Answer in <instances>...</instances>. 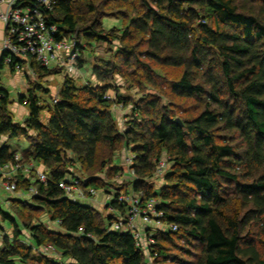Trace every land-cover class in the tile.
Here are the masks:
<instances>
[{"label":"trees","instance_id":"16d2710c","mask_svg":"<svg viewBox=\"0 0 264 264\" xmlns=\"http://www.w3.org/2000/svg\"><path fill=\"white\" fill-rule=\"evenodd\" d=\"M19 4L28 6L26 0ZM45 13L59 29L58 39L75 35L90 46L117 42L112 57L119 61L93 66L100 84L66 81L51 105L42 106L35 93L42 88L35 85L20 96L30 110L23 125L13 122L8 92L0 90V171L16 164L19 152L10 142L31 137L14 177L18 189L35 186L37 194L31 204L15 201L45 211L62 229L31 226L34 218L24 215L26 242L17 219L0 208L15 227L12 238L4 237L0 264H149L130 231L111 229L119 219L126 222L130 211L122 195L112 197L108 190L110 181L123 177L126 197L139 196L141 209L154 201L164 225L177 228L147 231L155 264H264V0H59ZM105 17L123 21V27L106 30ZM5 59L3 54L0 75ZM35 63L41 77L56 73L31 59L36 76ZM8 66L15 71L14 63ZM155 66L183 70L168 83L170 92L199 102L198 115L179 117L148 94L141 104L107 95L115 76L131 78L128 70L134 68L142 71V81L131 78L138 86L156 85ZM113 103H133L124 130L111 112ZM124 150L133 158L128 174L115 165ZM165 159L168 169L156 191L158 163ZM28 164L44 167L45 183L24 175ZM70 176L86 200L105 191L109 214L68 198L60 183ZM46 246L58 257L33 256Z\"/></svg>","mask_w":264,"mask_h":264},{"label":"rangeland","instance_id":"374dc122","mask_svg":"<svg viewBox=\"0 0 264 264\" xmlns=\"http://www.w3.org/2000/svg\"><path fill=\"white\" fill-rule=\"evenodd\" d=\"M115 15V14H114ZM103 27L106 30H112L114 28H122L123 27V21H120L116 18L112 17H105L103 19ZM80 47L78 48L77 52L74 54H69L66 51H63L61 53L62 57H64L66 60L62 64H56L51 68L52 71H56V73H52L51 75H48L46 77H41V70L38 65L35 63V68L36 71L39 73L37 76L33 75L29 66H30V61L24 63L22 70L17 71V73H21L23 76L26 74L27 78L30 81V89L34 88L35 85H41L42 89L35 88V93L39 97L42 106H47L51 105L54 102L55 96L59 95V92L63 85L65 84L66 81L70 80L72 81L77 87H83L87 85L88 83H93V84H100L96 80V77L93 76L92 74V68L93 66L103 62L104 60L108 61H119V59H114L112 57V54L115 53V50H117V47L119 44L115 42L113 45L111 44H106L102 42L94 43L93 46H90L88 42L85 39H82L81 37H78L76 39ZM69 44H72L73 41L71 39V36L68 37ZM77 53V54H76ZM73 55V56H72ZM68 56V57H67ZM80 60L82 63L80 64ZM81 66V67H80ZM8 69L9 66L6 65V70L9 71ZM155 71L156 73L159 74V78L157 77V84H151V83H144L142 86H138V82H133L131 78H136V81H142L140 79V76L142 75V71L139 69H130L128 70V74L131 76V78L124 79L121 76L117 75L115 78L112 80V85L113 88H111L108 92L107 95L110 97V99L114 100L117 98L118 94L121 95L122 98H130L132 101H134L137 104H141V99H143L144 95L148 94L149 96H156L159 97L160 100V105L169 109L170 112L174 113L175 115L181 117L182 113L185 112V114L189 115V117L196 116L200 113L201 111V104L195 100H186L182 98H177L170 92V87L171 85L168 83H172L173 81H177L181 78L183 74V70L181 68H172V67H161V66H155ZM126 72V69H125ZM131 74H134L132 76ZM5 75V73H4ZM137 75V76H136ZM5 80V77H4ZM6 82V81H4ZM12 94L11 98L14 99V101H19V94L12 88ZM22 95V94H20ZM23 95H28L26 92ZM133 103L129 104V107H124L123 105H119L118 103H113L111 105V112L113 113V116L116 117V121L118 123L119 129H123L125 127V120L128 118L127 116L131 114L132 111V105ZM45 116L42 117V119L46 122L49 119V112L46 110L43 112ZM25 119L20 120L19 123L21 125L24 124ZM32 138L29 137L25 140L21 141H12L13 145L15 146L18 145L22 149H26L32 144ZM27 144V145H26ZM18 155L20 157V161L23 162L25 159H23L22 152L18 151ZM126 152L128 151H122L118 155L120 157H117L115 160L116 165H121L122 164V159L126 158L124 160V167L125 171L124 173L128 174L129 169H128V158H132V155H126ZM130 153V152H129ZM125 156V157H124ZM23 159V160H22ZM166 160V159H165ZM27 168L30 167V169L33 168L34 164H28L26 165ZM43 172V170H40ZM9 172V173H8ZM167 172V169L164 170V174L162 176H155V188L156 191L158 188L161 187L163 184L164 176L165 173ZM32 172H24V175L31 176ZM7 174H10L7 175ZM12 172L10 169H6L5 171H0V179H2L1 185H0V208H2L4 211L7 213H11L12 216H14L17 219V222L19 223L20 227L22 228V240L28 242L30 239L29 234L27 233V228L25 227L24 223H29V220L26 218L24 219V215L27 216H32L34 218V222L31 223L30 225L34 224H44L47 228L51 229L50 226L47 224L51 225L53 224L51 222L50 216L48 213H46L43 210H31L28 208V206H25L24 204H19L15 200H22V201H28L30 204L32 203V196L37 194V188L35 186L30 187L29 191H25L19 187L14 193H11L7 191L4 187V184H6V181L11 179V181H14L17 183L16 177L13 176ZM30 177H28L29 179ZM31 179V178H30ZM33 181H35L34 178H32ZM84 178H81V187L83 189L88 190L84 186ZM127 181L125 177L123 178H118L115 181H110V186L108 187V190L111 191L112 197L119 193L120 195L125 196V191H126V186L124 183ZM98 197L103 199V201L98 203V209L100 211H103L104 215L109 214V210L107 209L106 202L109 200V196L105 191H98L95 193V199ZM126 197V196H125ZM83 202V201H82ZM83 204L89 205L87 201L83 202ZM17 211H19V214H17ZM22 215L23 218L20 216ZM136 224L138 225L139 229L141 231H144V222H142L139 218L136 220ZM0 225L2 228V235L0 236V249L4 247V242H5V236H9L10 238L13 237L14 232H15V227L13 223L10 221H5L2 216H0ZM24 229V230H23ZM126 231L127 229L124 228ZM29 231V230H28ZM254 231H257L255 229ZM7 234V235H6ZM144 238H149L147 236L148 233L144 231ZM29 238V239H28ZM264 242V238L262 239ZM146 242V240H145ZM37 249V248H36ZM43 249V248H42ZM146 254V258L149 261V264H155L154 260L150 257V252L149 249L144 251ZM41 253L40 249L33 250L32 254L33 256L37 257ZM45 253V252H44ZM54 251H49V254L55 255ZM46 255V254H45ZM58 257V256H56ZM187 259V258H186ZM38 264V263H36Z\"/></svg>","mask_w":264,"mask_h":264},{"label":"built area","instance_id":"2783aa9c","mask_svg":"<svg viewBox=\"0 0 264 264\" xmlns=\"http://www.w3.org/2000/svg\"><path fill=\"white\" fill-rule=\"evenodd\" d=\"M28 6L19 4V0H10L7 9L0 14V19L6 29V37L3 41L2 52L6 54L5 63L11 65L14 63L16 71L23 68L24 63L34 59L42 67L51 69L56 64H62L66 59L62 57L63 51L69 54H74L78 50V42L74 35L71 39L72 44H69L68 38L58 39L60 33L55 25H49L47 14L45 12L51 11L59 0H26ZM69 1V0H64ZM77 54V53H76ZM70 56V55H69ZM73 56V55H72ZM68 57V56H67ZM32 74H34L31 66H29ZM35 75V74H34ZM58 101V96H55L54 103ZM125 129V128H124ZM123 130V129H122ZM2 143V142H1ZM0 143V146H1ZM133 158H128L130 167L133 164ZM19 155L16 156V164L13 167L7 166L1 171L10 169L11 172H16L21 169V161ZM168 169L166 160H160L158 163L156 176H162L164 170ZM32 172L33 175L45 183L47 177L44 172L38 171L33 166L32 169L24 168L23 172ZM2 179H0L1 185ZM7 191L14 193L17 190V185L9 178L4 184ZM60 187L66 191L67 197L75 201L86 200L85 192L80 188L79 181L74 179L73 176L66 178L60 183ZM90 193L94 194L93 191ZM120 200L126 201L130 205L127 221L121 219L112 224V230L125 231L126 228L130 231L136 241V244L143 251L148 250L154 244L153 236L144 238V231H153L155 229H162L163 231L175 232V226L166 227L162 221L163 213L158 211L154 201L148 202L146 208L139 207L140 197L132 196L125 197L122 195ZM140 219L144 222V231H141L136 224V220ZM2 235V228L0 225V236ZM146 240V242H145ZM43 248V249H42ZM41 252L49 254V251H54L50 246L42 247ZM37 250V249H34Z\"/></svg>","mask_w":264,"mask_h":264},{"label":"crops","instance_id":"0c3cea01","mask_svg":"<svg viewBox=\"0 0 264 264\" xmlns=\"http://www.w3.org/2000/svg\"><path fill=\"white\" fill-rule=\"evenodd\" d=\"M9 1L10 0H0V14H2L7 9ZM5 37H6V29L4 27L3 22L0 19V63H1V60L3 57L2 45H3V41H4ZM9 68H10V66H9ZM8 70L9 71L6 70V65L1 69L0 90H5L8 92L9 100H10V104H9L8 109L10 111L12 118H13V122L21 125L19 123V121L20 120L22 121V119H25V121H24V123H25L30 116V110H29L28 105L26 104V102L23 103L20 100V96H27V95H23L26 92L29 94V92H30V81L27 78L26 74L23 76L21 73H17L16 70L14 71L11 68ZM4 73H5V75H4ZM4 77H5V80H4ZM4 81H6V82H4ZM10 87H12L19 94V101H14V99L11 98L12 91H11ZM20 94H22V95H20ZM42 117H44V120L46 119L44 114H42ZM44 120L42 119V122L44 124H46L48 121L45 122ZM25 139H27V138L14 139L12 141H16V140L21 141V140H25ZM12 141L10 143L13 145ZM32 142H33V140H32ZM31 145L32 144H30V146L26 149H22L21 147H19L16 144H15V146L14 145L13 146L16 148L17 151H21L23 154V152H25L31 148ZM126 155H130V153L126 152ZM118 157H120V155H118ZM124 160H126V158L122 159V164L119 166L124 165ZM35 167L38 171H40V170L44 171V167L42 165H36ZM12 174L15 175L14 172H12ZM7 175L10 176V174H7ZM85 201H87L89 203V205H91V206L98 207L99 206L98 203L103 201V199L101 200V198L97 196L96 199L94 197V198H91V199H88ZM47 225L50 226L51 230H53V231H56V232L62 231V229L60 227H58V225L56 223L55 224L53 223L51 225L47 224Z\"/></svg>","mask_w":264,"mask_h":264},{"label":"water","instance_id":"95a60500","mask_svg":"<svg viewBox=\"0 0 264 264\" xmlns=\"http://www.w3.org/2000/svg\"><path fill=\"white\" fill-rule=\"evenodd\" d=\"M175 122H176L177 124H179L180 126H183V124H182V122L180 121V119H176Z\"/></svg>","mask_w":264,"mask_h":264}]
</instances>
